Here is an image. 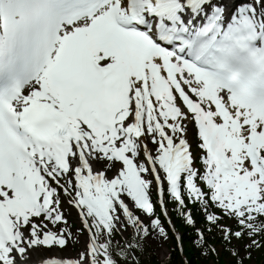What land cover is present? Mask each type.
Returning <instances> with one entry per match:
<instances>
[{
  "label": "snow or ice",
  "instance_id": "obj_1",
  "mask_svg": "<svg viewBox=\"0 0 264 264\" xmlns=\"http://www.w3.org/2000/svg\"><path fill=\"white\" fill-rule=\"evenodd\" d=\"M166 193L236 264L264 246V0H0V264H141ZM62 194L88 241L36 261L74 238Z\"/></svg>",
  "mask_w": 264,
  "mask_h": 264
},
{
  "label": "trees",
  "instance_id": "obj_2",
  "mask_svg": "<svg viewBox=\"0 0 264 264\" xmlns=\"http://www.w3.org/2000/svg\"><path fill=\"white\" fill-rule=\"evenodd\" d=\"M187 209L192 212L195 220L194 226L187 225L181 217L178 215L177 211L173 212L175 217V222L178 231L181 233V244L183 253L181 254L176 246V243L170 238L169 240V258L163 262H158L155 256L151 253L147 247L143 254L140 256L141 264H236L237 257L233 256L230 260L227 259L226 254L220 257L214 256L211 252L205 249L204 253L199 250H194L193 241L197 237V229L204 231V235L207 240V245H216L221 241V232H218L215 227L208 230L209 225L205 218V213L199 205H194L191 203L187 204ZM208 211L211 212L210 208ZM256 253L255 263L264 264V246H261L254 250ZM184 257L185 260L182 259ZM250 258H245L244 264H250Z\"/></svg>",
  "mask_w": 264,
  "mask_h": 264
},
{
  "label": "rangeland",
  "instance_id": "obj_3",
  "mask_svg": "<svg viewBox=\"0 0 264 264\" xmlns=\"http://www.w3.org/2000/svg\"><path fill=\"white\" fill-rule=\"evenodd\" d=\"M188 128H189V140L190 143L193 145V151L195 155L200 154V150L198 149V130L195 128L194 123L192 122H187ZM119 165H117V168ZM110 171V170H109ZM108 171V172H109ZM116 169H112L110 171L111 177L113 176V173H115ZM153 189H156L153 187ZM69 199L70 197L62 195V206H63V211L64 215L67 218L68 222H72L74 224V229H71L72 232L74 233V238L71 239L68 243V245L64 249H59L58 247H53L51 251H45L47 249L41 248L39 251L34 252L33 254V259L34 260H40L43 259L44 257H58V258H71L75 259L78 258V254L84 250L86 246V242L88 241L87 236L85 235L84 232L82 233H77V229L81 228L77 219H74L76 216L72 213V210L69 208ZM171 201V198H170ZM73 218L74 220H72ZM225 222L227 225H231L234 223L232 219L225 218ZM249 243V238L243 239V240H233L232 244L233 246L239 248L240 250V255L244 256L247 252L245 250V245ZM149 247L153 250L155 255L157 256L158 260H164L167 255H168V250H167V239H150L147 243ZM217 253L222 252L221 247L215 248ZM215 251V252H216ZM253 264V263H251Z\"/></svg>",
  "mask_w": 264,
  "mask_h": 264
},
{
  "label": "bare ground",
  "instance_id": "obj_4",
  "mask_svg": "<svg viewBox=\"0 0 264 264\" xmlns=\"http://www.w3.org/2000/svg\"><path fill=\"white\" fill-rule=\"evenodd\" d=\"M236 1H238V0H236ZM115 174H116V172H115ZM115 174H114V175H115ZM114 175H113V176H114ZM110 176H111V174H110Z\"/></svg>",
  "mask_w": 264,
  "mask_h": 264
}]
</instances>
